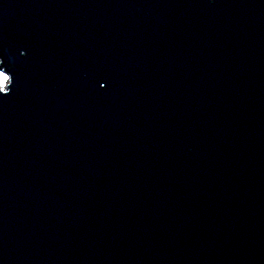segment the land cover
I'll return each mask as SVG.
<instances>
[{
    "label": "water",
    "instance_id": "95a60500",
    "mask_svg": "<svg viewBox=\"0 0 264 264\" xmlns=\"http://www.w3.org/2000/svg\"><path fill=\"white\" fill-rule=\"evenodd\" d=\"M0 264H264V0H0Z\"/></svg>",
    "mask_w": 264,
    "mask_h": 264
},
{
    "label": "built area",
    "instance_id": "2783aa9c",
    "mask_svg": "<svg viewBox=\"0 0 264 264\" xmlns=\"http://www.w3.org/2000/svg\"><path fill=\"white\" fill-rule=\"evenodd\" d=\"M7 81V76H3L2 73H0V86L2 87Z\"/></svg>",
    "mask_w": 264,
    "mask_h": 264
},
{
    "label": "rangeland",
    "instance_id": "374dc122",
    "mask_svg": "<svg viewBox=\"0 0 264 264\" xmlns=\"http://www.w3.org/2000/svg\"><path fill=\"white\" fill-rule=\"evenodd\" d=\"M3 76H5L4 74H2Z\"/></svg>",
    "mask_w": 264,
    "mask_h": 264
}]
</instances>
